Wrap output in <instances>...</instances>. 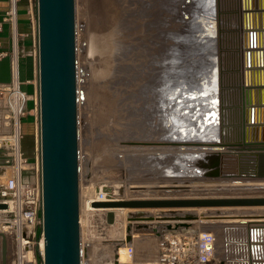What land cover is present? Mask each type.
I'll return each instance as SVG.
<instances>
[{
    "label": "rangeland",
    "instance_id": "1",
    "mask_svg": "<svg viewBox=\"0 0 264 264\" xmlns=\"http://www.w3.org/2000/svg\"><path fill=\"white\" fill-rule=\"evenodd\" d=\"M101 1L76 0L82 264H127L130 246L136 259H151L161 232L183 229L215 233L218 264H264V207L105 210L89 206L90 199L102 195L109 200L264 195L258 187L264 183L249 176L255 173L256 155L246 148L254 142V131L264 129V0H125L127 33L122 36L121 62L125 72L114 79L121 81L126 101L134 99L139 85L132 72L135 55L142 53L145 58L143 46L148 49L153 40L158 47L153 42L151 52L158 53L163 46L168 50L163 71L150 76L158 78L156 92L161 94L154 122L134 126L125 133L128 136L114 142H109L102 114L104 89L113 77L107 62L110 31L100 16L105 0ZM249 10H255L251 23ZM245 93L250 100L246 106ZM36 153L40 154L39 145ZM31 259L32 264H41L36 255ZM8 264H12L10 255Z\"/></svg>",
    "mask_w": 264,
    "mask_h": 264
},
{
    "label": "water",
    "instance_id": "2",
    "mask_svg": "<svg viewBox=\"0 0 264 264\" xmlns=\"http://www.w3.org/2000/svg\"><path fill=\"white\" fill-rule=\"evenodd\" d=\"M36 21L43 188L41 264H82L76 0H36ZM258 143L259 147L248 148L256 155V170L249 176L264 183V141ZM91 204L103 209L264 207V195L138 198ZM6 208L0 203V209ZM0 236L2 264H8V242Z\"/></svg>",
    "mask_w": 264,
    "mask_h": 264
},
{
    "label": "built area",
    "instance_id": "3",
    "mask_svg": "<svg viewBox=\"0 0 264 264\" xmlns=\"http://www.w3.org/2000/svg\"><path fill=\"white\" fill-rule=\"evenodd\" d=\"M19 2L20 0H10L9 9L2 17L3 22H7L12 29L9 52L12 79L0 91V108L5 111V126L10 129L9 133H0V149L6 148L9 155V159L0 165V169L2 172L10 169L9 175L0 180V203L7 205L6 209H0V235L7 239L8 255L12 264H32L31 258L37 252L40 255L43 252V188L40 154L31 161L23 151V121L33 113L38 122L39 97L38 93L31 96L22 88ZM35 46L38 54V42ZM30 101H34L33 110L28 109ZM249 101L244 102V105ZM254 133L253 141H264V129L261 132L256 129ZM98 198L107 199L105 195ZM216 241L215 233L193 229L164 231L159 235L154 257L136 259L135 248L130 246L131 261L128 264H218Z\"/></svg>",
    "mask_w": 264,
    "mask_h": 264
},
{
    "label": "bare ground",
    "instance_id": "4",
    "mask_svg": "<svg viewBox=\"0 0 264 264\" xmlns=\"http://www.w3.org/2000/svg\"><path fill=\"white\" fill-rule=\"evenodd\" d=\"M103 1V0H102ZM102 1H101V3H102ZM142 1H144V0H142ZM124 2H125V0H105L104 1V3H102L103 4V6H102V9H101V19H102V21L104 22V24H106V26L109 28V36H107V40H106V42H107V44L109 45V47L107 48V52H108V54H109V56H108V60H107V62H108V64H110V66H109V70H110V72H111V76L113 77V82L111 81L110 83H111V85H110V87L109 88H107V89H104V100H105V106H104V108H103V112H102V114H104V116H105V122H106V129H108V131H107V137H108V139H109V142H114V141H116V139L118 138H121L122 139V137H119V136H123V135H126V136H128L127 134H125V133H127V131L129 132V131H131V129L134 127V126H139V127H145V126H147V125H150L151 126V124L154 122V117L156 118V113L158 112L157 110H158V108L160 107H158V104H160L159 103V101H160V99H161V97L159 96V95H161V94H157V92L156 91H158V87L159 86H157V84L159 83H155L156 82V78L155 79H153V77L152 78H150V76L153 74V76L154 75H156V74H158L161 70H162V66H161V63L163 64V62H164V60L165 59H167L166 58V51L168 50V46H163L162 47V49H158L160 52H158V53H153V52H151V50H152V48H153V42H154V40L153 41H151V43L150 42H148V44H149V48L147 49V47H148V45L146 44V46L144 45L143 47H144V51H146V56H145V58H143V56H142V53H140V56L138 55H135V59H134V64H136L135 66V68H134V71H132L133 72V76L135 77V79L139 82V85H138V89L136 88V94H135V96H133L134 97V99L132 98V100H127L126 101V97L125 98H123V94H122V91H121V87H120V83L119 82H121V81H119L118 79H114V78H119L118 76L120 75V73L123 71L122 70V68H123V65H122V55L124 54L123 53V49H124V46H123V41H122V36L124 35V34H126L127 32H126V29H125V27H126V21H125V17H124V14H125V10H127V9H122V7H123V4H124ZM147 2H148V0H147ZM150 2H153V1H150ZM129 3V2H128ZM149 3V2H148ZM133 4V3H132ZM247 5V4H246ZM261 5V4H260ZM141 6V5H140ZM156 6V5H155ZM248 6H249V4H248ZM128 7H130L131 8V5L130 6H128ZM127 7V8H128ZM134 7V6H133ZM132 7V8H133ZM142 7V6H141ZM150 7V6H149ZM247 7V6H246ZM143 8V7H142ZM146 8V7H145ZM151 8H153V7H151ZM134 9V8H133ZM136 9H138V8H136ZM136 9L134 10V11H136ZM147 9V8H146ZM131 10V9H130ZM148 10H149V8H148ZM147 10V11H148ZM129 11V10H128ZM150 11H151V9H150ZM154 11V10H153ZM246 11H247V9H246ZM250 11V10H249ZM255 11V10H254ZM254 11L252 12V10L249 12V15L248 14H246L248 17L247 18H249V20L247 19V22H249V23H251V22H253V17H254ZM130 12V11H129ZM252 12V13H251ZM132 13V12H131ZM133 13H135V12H133ZM140 13V12H139ZM146 13V12H145ZM148 13V12H147ZM150 13V12H149ZM264 13V12H263ZM129 14V13H128ZM151 14V13H150ZM259 14V13H258ZM261 14V13H260ZM136 15V14H135ZM153 15V14H152ZM128 16V15H127ZM129 16H130V14H129ZM143 16H146V14L145 15H143ZM149 16V15H148ZM264 16V15H263ZM155 17V16H154ZM134 18V17H133ZM138 18V17H137ZM139 18H141V15H140V17ZM146 18V17H145ZM149 17H147V19H148ZM156 19H157V17H155ZM143 19V18H142ZM156 19H154L155 21H156ZM129 20H131V19H129ZM128 20V21H129ZM149 20H153V19H149ZM153 20V21H154ZM139 21V20H138ZM143 21H146V20H143ZM148 21V20H147ZM258 22H259V20H257ZM170 22V21H169ZM130 23V22H129ZM129 23H127V24H129ZM138 24H139V26H141V25H143V24H141L140 25V23L139 22H137ZM145 23V22H144ZM146 23H149V22H146ZM145 23V24H146ZM151 25H152V23H150ZM154 24H156V22L154 23ZM258 24V23H257ZM150 25V26H151ZM158 25V24H157ZM251 25V24H250ZM253 25V24H252ZM131 26V25H130ZM130 26H128L129 28H130ZM155 26V25H154ZM145 27H146V25H145ZM144 27V28H145ZM156 27V26H155ZM169 27V26H168ZM174 27V26H173ZM262 27V26H261ZM132 29H133V27H131ZM150 28V27H149ZM153 28V27H152ZM257 28V27H256ZM140 29H142L141 27H140ZM139 29V30H140ZM155 29H157V30H159L158 28H155ZM108 30V29H107ZM127 30H129V29H127ZM131 30V29H130ZM129 30V31H130ZM135 30V29H134ZM134 30H132V31H134ZM144 30V29H143ZM149 30V29H148ZM250 30V29H249ZM248 30V32H250ZM252 30V29H251ZM152 31V30H151ZM150 31V32H151ZM264 31V30H263ZM105 32H107V31H105ZM126 32V33H125ZM137 32H139V31H137ZM142 32V31H141ZM144 32V31H143ZM146 32V31H145ZM148 32V31H147ZM176 32V31H175ZM246 32V31H245ZM247 32V33H248ZM257 32V31H256ZM252 34H253V31L251 32ZM138 34V33H137ZM148 34V33H147ZM153 34V33H152ZM250 34V33H249ZM104 35H106V34H104ZM108 35V34H107ZM143 35H145V34H143ZM160 35V34H159ZM264 35V34H263ZM128 36V35H127ZM130 36V35H129ZM140 36V35H139ZM165 36H167V35H165ZM171 36V35H170ZM255 35H253L252 36V38L254 37ZM259 35H257V37H258ZM147 37H148V35H147ZM155 37V36H154ZM168 37V36H167ZM193 37V36H192ZM260 37V36H259ZM165 38V37H164ZM251 38V37H250ZM250 38H248V39H250ZM255 38V37H254ZM103 39V38H102ZM156 40L158 39V38H155ZM161 39V38H160ZM257 39V38H256ZM259 39V38H258ZM143 40V39H142ZM142 40H140L141 42H142ZM166 40V39H165ZM171 39H169V41H170ZM150 41V40H149ZM162 41V40H161ZM169 41H168V45H169ZM248 41V40H247ZM102 42V41H101ZM126 42V41H125ZM132 42V41H131ZM137 42V41H136ZM245 42V41H244ZM249 42H252V41H249ZM257 42V41H256ZM135 43V42H134ZM147 43V42H146ZM159 43H161V42H159ZM172 43V42H171ZM248 43V42H247ZM253 43V42H252ZM263 43V42H262ZM103 44H104V46L106 47V45H105V43L103 42ZM130 44V43H129ZM154 44L156 45V43L154 42ZM163 44V43H162ZM253 44H255V43H253ZM252 44V45H253ZM134 45H137V44H134ZM182 45V44H181ZM188 45V44H187ZM251 45V46H252ZM101 46H103V45H101ZM157 46V45H156ZM161 46V45H160ZM247 46H249L248 44H247ZM255 46V45H254ZM260 46V45H259ZM262 46V45H261ZM264 46V45H263ZM105 47H103V48H105ZM158 47V46H157ZM245 47V46H244ZM243 47V48H244ZM132 48V47H131ZM190 48V47H189ZM256 48V47H255ZM129 49V48H128ZM105 50H106V48H105ZM132 50V49H131ZM250 50V49H249ZM255 50V49H254ZM263 50V49H262ZM153 51V50H152ZM157 50H155V52H156ZM246 51V50H245ZM256 51V50H255ZM113 52V53H112ZM170 52V51H169ZM176 52V51H175ZM254 52V51H253ZM258 52H259V50H258ZM123 53V54H122ZM136 53V52H135ZM243 53H245V52H243ZM248 53H250V51L248 52ZM260 53V52H259ZM259 53H257V54H259ZM105 54V53H104ZM252 55V54H251ZM260 55V54H259ZM129 56V55H128ZM133 56V55H132ZM141 56H142V58H141ZM175 56V55H174ZM247 56V55H246ZM261 56H263V55H261ZM134 57V56H133ZM233 57V56H232ZM256 57H260V56H256ZM172 58V57H171ZM174 58V57H173ZM129 59V58H128ZM168 60H169V57H168ZM246 60V59H245ZM124 61V60H123ZM171 62H173L172 60H170ZM260 61H262V60H260ZM259 61V62H260ZM104 62V61H103ZM107 62L105 63V64H107ZM133 62V61H132ZM252 62V61H251ZM258 62V61H257ZM244 63V62H243ZM126 64V63H125ZM245 64V63H244ZM244 64H243V66H244ZM263 64V63H262ZM131 65V64H130ZM165 65H166V63H165ZM258 65H261V64H259L258 63ZM164 66V65H163ZM174 66V65H173ZM251 66V65H250ZM168 67V66H167ZM170 67V66H169ZM191 67V66H190ZM165 68V67H164ZM185 68V67H184ZM246 68V67H245ZM127 69H128V67H127ZM129 69H131V68H129ZM128 69V70H129ZM166 69V68H165ZM214 69V68H213ZM127 70V71H128ZM169 70V69H168ZM168 70L167 71H165V72H168ZM177 70V69H176ZM192 70V69H191ZM250 70H251V67H250ZM257 70H259V69H257ZM163 71V70H162ZM193 71H195V70H193ZM253 71H255L254 69H253ZM105 72V71H104ZM123 72H125V71H123ZM129 72H131V71H129ZM128 72V73H129ZM245 72V71H244ZM261 72V71H260ZM262 72H264V71H262ZM106 73V72H105ZM169 73V72H168ZM171 73V72H170ZM249 73V72H248ZM251 73V72H250ZM259 73V72H258ZM108 74V73H107ZM122 74V73H121ZM131 74V73H130ZM197 74V73H196ZM253 74V73H252ZM126 75V74H125ZM159 75V74H158ZM168 75L169 74H165L164 76H167L168 77ZM248 75V74H247ZM121 76V75H120ZM127 76V75H126ZM162 76H163V74H162ZM170 76V75H169ZM172 76V75H171ZM193 76V75H192ZM191 76V77H192ZM253 76V75H252ZM255 76V75H254ZM253 76V77H254ZM248 77V76H247ZM125 78V77H124ZM129 78V80L131 81V79H130V77H128ZM164 78V77H163ZM254 78H256V77H254ZM121 79H122V77H121ZM126 79V78H125ZM135 79H133L132 78V80H135ZM158 79V78H157ZM166 79V78H165ZM168 79V78H167ZM192 79V78H191ZM135 80V81H136ZM202 80V79H201ZM247 80V79H246ZM123 81H125V80H123ZM157 81H161V80H157ZM163 81H164V79H163ZM200 81V80H199ZM127 82H128V79H127ZM133 82V81H132ZM137 82V83H138ZM170 82L171 81H169L168 83L167 82H165V83H167V85H169L170 84ZM137 83H135V84H137ZM199 83V82H198ZM196 84H197V82H196ZM132 85V84H131ZM130 85V86H131ZM159 85V84H158ZM183 85V84H182ZM200 85H203V84H200ZM134 86V85H133ZM136 86V85H135ZM176 86V85H175ZM184 86V85H183ZM190 86V85H189ZM132 87V86H131ZM162 87V86H161ZM166 87V86H165ZM181 87V86H180ZM186 87V86H185ZM250 87V86H249ZM168 88V86L166 87V89ZM176 88H177V86H176ZM190 88V87H189ZM203 88V87H202ZM160 89V88H159ZM175 89V88H174ZM181 89H182V87H181ZM181 89H179V90H181ZM187 89V88H186ZM185 89V90H186ZM198 89V88H197ZM129 90H130V88H129ZM133 90H134V87H133ZM168 90V89H167ZM172 90V89H171ZM171 90H169V93L171 94ZM176 90H178V89H176ZM189 90V89H188ZM194 90V89H193ZM135 91V90H134ZM160 91V90H159ZM162 91V90H161ZM165 91V90H164ZM198 91V90H197ZM124 92H126V91H124ZM181 92V91H180ZM184 92V91H183ZM190 92V91H189ZM194 92H195V90H194ZM193 92V93H194ZM262 92V91H261ZM128 93H129V91H128ZM135 93V92H134ZM166 93V92H165ZM164 92H163V94H165ZM168 93V92H167ZM166 93V95L165 96H167L168 94ZM173 93H174V91H173ZM252 93V92H251ZM130 94H132V93H130ZM162 94V95H163ZM177 94V93H176ZM175 94V95H176ZM133 95V94H132ZM174 95V94H173ZM172 95V96H173ZM182 95V94H181ZM180 95V96H181ZM185 95V94H184ZM187 95H188V93H187ZM262 95V94H261ZM164 96V95H163ZM164 96V97H165ZM177 96H178V94H177ZM184 97V96H183ZM193 97H194V95H193ZM246 93H245V100H244V102H246ZM175 98V97H174ZM186 98V97H185ZM185 98H183L184 100H185ZM188 98V97H187ZM253 98V97H252ZM182 99V98H181ZM192 100H193V98H192ZM256 100V99H255ZM168 101H170V99L168 100ZM180 101V100H179ZM186 101V100H185ZM188 101V100H187ZM174 102V101H173ZM172 102V103H173ZM177 102V101H176ZM193 102V101H192ZM163 103V102H162ZM185 103V102H184ZM167 104H169V103H167ZM170 104H171V102H170ZM178 104V103H177ZM188 104V103H187ZM175 104H173V106H174ZM181 105V104H180ZM184 105V104H183ZM182 105V106H183ZM193 105V104H192ZM196 104H194V106H195ZM165 106V105H164ZM166 107V106H165ZM168 107V106H167ZM174 107H176V106H174ZM181 107V106H180ZM163 108V107H162ZM161 108V109H162ZM165 109V108H164ZM176 109H177V107H176ZM176 109H174V110H176ZM195 109V108H194ZM193 109V110H194ZM167 110V109H166ZM169 110H171V109H169ZM183 110H184V108H183ZM189 110V109H188ZM191 110V109H190ZM172 111V110H171ZM177 111V110H176ZM160 112V111H159ZM169 112V111H168ZM181 112V111H180ZM189 112V111H188ZM192 112V111H191ZM171 113V112H170ZM166 114V113H165ZM248 115H249V113H248ZM159 116V115H158ZM168 116H169V113H168ZM175 116V115H174ZM193 116V115H192ZM254 116V115H253ZM264 116V115H263ZM171 117V116H170ZM173 117V116H172ZM177 117V116H176ZM262 117V116H261ZM158 119V118H157ZM157 119H156V121H157ZM186 119L188 120V118L186 117ZM185 120V119H184ZM264 121V120H263ZM104 122V123H105ZM162 122V121H161ZM185 122V121H184ZM187 122V121H186ZM190 122V121H189ZM169 123V122H168ZM249 123V122H248ZM158 124V123H157ZM169 125V124H168ZM249 126V125H248ZM264 126V125H263ZM251 127V126H250ZM252 127H253V125H252ZM256 127V126H255ZM156 128V127H155ZM210 128V127H209ZM246 129V128H245ZM250 129V128H249ZM260 129V128H259ZM206 130V129H205ZM227 130V129H226ZM106 131V130H105ZM250 131V130H249ZM104 132V131H103ZM132 132V131H131ZM134 133V132H133ZM138 133V132H137ZM172 133V132H171ZM244 134H245V139L247 138V135H248V131L247 130H245L244 131ZM106 135V134H105ZM136 135V134H135ZM175 135V134H174ZM106 137V138H107ZM124 137V136H123ZM134 137V136H133ZM127 138V137H126ZM135 138V137H134ZM139 138V137H138ZM128 139V138H127ZM126 139V140H127ZM136 140H137V138H135ZM155 139H157V138H155ZM122 141V140H121ZM108 142V143H109ZM123 142H125V141H123ZM141 142V141H140ZM107 143V144H108ZM115 144V143H114ZM117 144H118V142H117ZM113 145V144H112ZM116 145V144H115ZM257 145H260V143H258V141L256 142V141H254V142H252V143H250L249 145H248V147H246V148H249V147H251V148H257V147H259V146H257ZM140 146V145H139ZM115 147V146H114ZM119 147V146H118ZM117 147V148H118ZM130 147V146H129ZM143 147V146H142ZM113 149H115V148H113ZM119 149V148H118ZM117 149V150H118ZM125 149V148H124ZM127 150V149H126ZM131 150V149H130ZM147 151V150H146ZM113 152H114V150H113ZM116 152V151H115ZM123 153V152H122ZM125 156V155H124ZM121 158V157H120ZM129 159V158H128ZM127 162V161H126ZM157 164V163H156ZM135 166V165H134ZM260 189H264V186H258ZM146 196V195H145ZM151 196V195H150ZM233 196V195H232ZM147 197V196H146ZM94 201H107V199H90L89 200V206H90V208L91 209H93L94 207L92 206V202H94ZM95 209V208H94ZM97 209H103V208H97ZM121 209V208H120ZM123 209V208H122ZM124 209H126V208H124ZM105 210H114V209H105ZM136 240V239H135ZM138 240V239H137ZM44 245V242H42V244H41V250L43 251V246ZM124 249H125V247H124ZM152 254V253H151ZM155 254V253H154ZM121 255V254H120ZM153 255V254H152ZM117 256V255H116ZM122 257V256H121ZM120 257V258H121ZM140 257V256H139ZM139 257H138V259H139ZM154 257V256H153ZM123 258V257H122ZM123 261H124V259H123ZM121 263V262H120ZM126 263V262H125ZM128 264V263H127Z\"/></svg>",
    "mask_w": 264,
    "mask_h": 264
},
{
    "label": "crops",
    "instance_id": "5",
    "mask_svg": "<svg viewBox=\"0 0 264 264\" xmlns=\"http://www.w3.org/2000/svg\"><path fill=\"white\" fill-rule=\"evenodd\" d=\"M10 0H0V91L8 85L12 79L11 62L9 52L11 50L12 29L2 17L8 11ZM19 33H20V78L22 88L31 96L38 93V56L35 52L37 45V21L36 6L34 0H20L19 3ZM34 101H30V110L34 109ZM5 111L0 108V133H9L10 129L5 126ZM23 144L27 157L35 160L38 147V122L37 117L30 113L23 122ZM36 153V154H35ZM35 154V156H34ZM9 159L6 148L0 150V165ZM9 168L2 172L0 169V180L9 175ZM3 173V174H2ZM5 174V175H4ZM190 225V224H188ZM32 261V260H31Z\"/></svg>",
    "mask_w": 264,
    "mask_h": 264
},
{
    "label": "trees",
    "instance_id": "6",
    "mask_svg": "<svg viewBox=\"0 0 264 264\" xmlns=\"http://www.w3.org/2000/svg\"><path fill=\"white\" fill-rule=\"evenodd\" d=\"M19 3H20V2H19ZM18 8H19V6H18ZM28 109H30V103H29V105H28ZM23 122H24V121H23ZM23 151H24L25 155L27 156V154H26V150H25V147H24V144H23ZM36 256H37L38 261L41 262V257H40V255H39V252L36 253Z\"/></svg>",
    "mask_w": 264,
    "mask_h": 264
}]
</instances>
